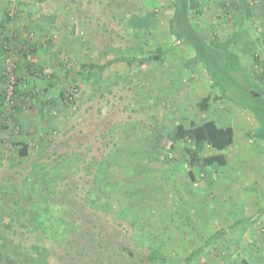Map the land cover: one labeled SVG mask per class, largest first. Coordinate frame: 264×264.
Listing matches in <instances>:
<instances>
[{
	"label": "rangeland",
	"instance_id": "rangeland-1",
	"mask_svg": "<svg viewBox=\"0 0 264 264\" xmlns=\"http://www.w3.org/2000/svg\"><path fill=\"white\" fill-rule=\"evenodd\" d=\"M174 4L90 0L85 20L59 22L74 42L52 54L60 65L50 70H23L13 46L6 50L21 94L11 109L4 64L0 264H188L213 236L189 264H264L259 160L241 146L224 153V168L193 167L191 144L175 138L179 125L205 118L196 104L200 67L170 33ZM158 50L161 60L145 66L114 61ZM200 61L212 75L207 56ZM91 64L102 69L85 77L81 66ZM233 74L213 72L225 101L261 113L254 83ZM216 154L208 147L200 159Z\"/></svg>",
	"mask_w": 264,
	"mask_h": 264
},
{
	"label": "crops",
	"instance_id": "crops-1",
	"mask_svg": "<svg viewBox=\"0 0 264 264\" xmlns=\"http://www.w3.org/2000/svg\"><path fill=\"white\" fill-rule=\"evenodd\" d=\"M190 1L195 13V30L212 51L229 55L226 63L232 61L240 69L233 73L250 79L255 84L253 97L264 99V0ZM89 3L90 0H16L15 12L9 13L8 6L12 3L0 0V71L4 68L6 50L11 45L23 70L59 67V61L52 54L59 48L73 47L75 35L63 29V24L59 26V22L74 20L76 15L85 20V16L90 14ZM82 27L85 28L84 24ZM190 53L194 59L192 63L200 67L195 80V86L199 87L196 104L200 103V106L203 100H209L206 110L199 108L204 113V121L196 123L202 125L214 121L221 129L232 128L235 137L229 149L242 146L247 155H252V160H259V172L263 176L259 181H264V141L254 142L255 139L246 137V133L261 127L259 119L251 109L220 99L222 92L214 86L217 83L210 73L201 66L196 50L192 48ZM219 60L225 62L223 58ZM212 67L218 68L215 64ZM233 73L230 77L235 75ZM55 77L50 78L54 81ZM48 81L43 82L45 86L53 82ZM31 82L40 84L39 80L32 79ZM226 159L229 164L227 156ZM254 187L248 189L252 191Z\"/></svg>",
	"mask_w": 264,
	"mask_h": 264
},
{
	"label": "trees",
	"instance_id": "trees-1",
	"mask_svg": "<svg viewBox=\"0 0 264 264\" xmlns=\"http://www.w3.org/2000/svg\"><path fill=\"white\" fill-rule=\"evenodd\" d=\"M190 0H175V11L173 17L170 21V33L173 37L176 38L175 46H178L179 42L184 41L186 44H189L191 48L196 50L198 59L202 60L204 56H207L209 65H211V70L219 73L221 78H228L231 76L233 72L240 71V69L234 66V62L229 61L226 63V60H229V55L218 53L217 51H212L206 42L202 39L200 34L195 30L193 25V8L191 6ZM185 37V40H184ZM161 50H158L156 53L144 57V58H136V57H128V58H118L114 60L115 62H126L129 65L138 64L140 66H145L153 61H160L162 57ZM167 52V51H166ZM220 57V58H219ZM225 57V58H224ZM225 59V62H221L219 59ZM232 56L230 57L231 60ZM218 66V68L212 67V65ZM227 64V65H226ZM84 72L85 77H91L96 72H99L102 69L101 66H97L95 64L81 66ZM212 79L217 84L214 86L219 87L220 83L216 81V78ZM255 85V84H253ZM221 87V86H220ZM219 87V88H220ZM21 88L16 87L14 91V96H19L21 94ZM221 96L220 99H226V94L228 92L227 88L221 87ZM255 89V88H254ZM253 98V97H252ZM255 101L259 102L260 108L262 110L261 113H255L253 109H251L259 119L261 123V127L256 131H250L246 133V137L248 139H259L264 141V99L254 98ZM14 103L16 101L13 99ZM207 99L203 100L200 107L202 110L207 109L208 104ZM237 104V103H236ZM239 105V104H238ZM242 106V105H240ZM234 131L232 128L221 129L214 121H208L202 125H197L196 123H192L189 126L179 125L175 130V138L178 141L191 144V148H187L190 154V163L193 167H211L212 165H217L219 168H224L227 166V159L224 155V152L228 150L234 143ZM211 148L215 153L214 156L207 157L203 160L200 159V155L205 152L206 148ZM28 153L27 147H24L22 151V155L26 156ZM190 177L194 178L193 173L189 172ZM220 235V234H219ZM219 239V236H213L206 241V244L199 249L195 250L187 259L186 262L189 264L193 261L194 257L197 254L203 252L206 246L214 243ZM32 264H43L39 262L37 259L31 260ZM242 264H250L244 261Z\"/></svg>",
	"mask_w": 264,
	"mask_h": 264
},
{
	"label": "built area",
	"instance_id": "built-area-1",
	"mask_svg": "<svg viewBox=\"0 0 264 264\" xmlns=\"http://www.w3.org/2000/svg\"><path fill=\"white\" fill-rule=\"evenodd\" d=\"M10 3H15L16 0H8ZM5 67L7 68V74H8V79H9V85H10V93L11 95L8 97V106L13 109L14 108V101L12 100L11 96L14 94V89H15V84L16 82V76H15V70L17 69V64L13 60V58L7 60ZM10 112V111H9ZM6 115H3V117Z\"/></svg>",
	"mask_w": 264,
	"mask_h": 264
}]
</instances>
